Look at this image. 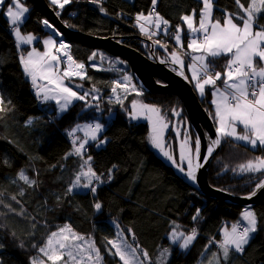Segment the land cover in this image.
I'll list each match as a JSON object with an SVG mask.
<instances>
[{"label":"trees","instance_id":"trees-1","mask_svg":"<svg viewBox=\"0 0 264 264\" xmlns=\"http://www.w3.org/2000/svg\"><path fill=\"white\" fill-rule=\"evenodd\" d=\"M47 1L50 3V0ZM23 2L29 7L30 18L37 29L49 33L44 32L42 27V20L47 19L44 12L29 0ZM242 2L246 3V0ZM50 5L57 13L59 11L60 19L70 28L96 37L115 38L150 58L154 53L156 57L162 55L164 57L158 59L168 62L173 69L169 61L172 50L165 53L153 43L158 39L144 36L135 23L137 13L147 14L150 10L151 0H103L108 15L101 13L98 6L88 0H73L63 10ZM215 5L214 14L217 18L222 17L224 9L236 10L234 0H216ZM199 6V0H158L157 11L170 22L171 35L176 25H181L186 31L181 15ZM64 40L71 43L73 58L86 64L87 77L91 78L72 79L71 85L78 92L89 91L93 86L98 88L100 99L96 104L99 110L87 107L84 101H76L65 113L57 115L55 103H41L37 100L31 82L19 62V52L11 29L0 18V92L9 97L15 106L13 112L0 120V158L7 154L12 165H0V189H6V196L24 189V206L28 214L36 216L39 221L33 230L30 220L14 215L0 217V223L5 226L0 228V243L4 245L0 257L4 264H30V258L39 255L32 245L42 244L50 231L66 223L71 224L78 233L91 236L103 250L104 237H111L115 231L112 219L118 220L124 228L134 229L137 241L149 251L153 262L159 254L158 249L170 245L168 233L172 221L181 225L182 231L196 227L199 235L186 259L198 264L202 260L200 253L209 238L215 236L219 239L221 226L236 221V212L241 207L200 195L174 168L168 167L149 143L150 129L144 120L132 121L128 118L125 111L128 99L124 100V108L114 101L109 103L112 82L120 75L114 69L98 68L94 60H89L93 52L101 50L67 38ZM170 42H173L172 36ZM184 44L186 48L187 41ZM23 49L29 50V47ZM224 59L218 58L215 61L217 70L223 71ZM186 61L184 70L190 78L187 69L189 60ZM76 85L83 87L76 88ZM145 96L148 104L169 107L170 111L178 108L187 118L177 96L156 93ZM201 102L211 116L214 113L211 88L207 89ZM29 117L38 119H34L30 126H25ZM97 121L106 125L103 135L107 136L109 142L99 148L95 142H91L87 155L93 157L94 169L105 176L108 169L116 164L118 167L114 170V178L111 182L101 184L95 197L89 191H74L66 195V189L82 163L78 157L62 159L71 150L66 130L77 124ZM80 134L83 137V132ZM192 134L194 138L197 137L193 128ZM172 136L178 145L177 139ZM8 139L13 140L15 145L9 144ZM234 144L237 146L234 147ZM257 155H264V152L244 146L243 142L223 141L222 149L209 169L210 184L235 195H247L252 191L254 182H248L246 176L235 175L231 169ZM20 169L37 180L38 186L28 187L19 180L12 184L11 180L17 178ZM58 196L61 198L59 201ZM96 199L103 205L100 212L93 207ZM197 208L201 209L202 218L193 222L192 216ZM253 209L259 217L260 231L255 235L246 255L234 257L232 264H264V200ZM45 222L48 227H44ZM13 231L15 237L10 234ZM172 247L174 251L170 264H177L175 254L178 247ZM211 251H217L215 245ZM107 259L111 260L110 257Z\"/></svg>","mask_w":264,"mask_h":264},{"label":"snow or ice","instance_id":"snow-or-ice-1","mask_svg":"<svg viewBox=\"0 0 264 264\" xmlns=\"http://www.w3.org/2000/svg\"><path fill=\"white\" fill-rule=\"evenodd\" d=\"M72 2L73 0H50L52 5L61 10ZM88 2L97 5L101 13L108 15L107 9L103 7V0H88ZM234 2L235 11L224 9L222 17L217 18L214 14L215 0H199L198 9L193 8L190 13L181 15L186 31L181 25H176L175 32L171 33L172 39L178 45V50L170 53L171 63L177 66L173 70L189 83H193L202 97L206 88L213 90L214 113L211 116L216 123V138L211 141L203 161L200 138L197 136L192 141L191 137L184 133L183 139H180L181 133L178 127L175 129L176 137L180 139L178 158L174 155L171 144L165 139L170 121L159 106L133 100L130 107L125 109L130 120L148 121L151 129L149 143L193 183L197 182L198 170L204 166L208 157L212 156L222 141L243 142L244 146L264 152V23L261 22L264 21V0H246V3L242 0H234ZM157 4L158 0H151V8L147 14L140 12L135 16L136 26L141 33L148 35L149 39L160 33L169 35L171 27L170 22L157 11ZM0 9H4V16L19 52V62L25 76L31 82L37 100L41 103L54 101L57 115L66 112L75 101H84L87 107H95L99 110L98 104L88 103L89 97L93 101L100 99L98 95H93L99 93L98 88L93 86L89 91L78 92L71 85L73 78L80 80L91 78L87 77L85 63L76 61L71 55V46L62 39L57 41L54 38V36H62V33L44 19L43 25L51 29L54 36L48 35L43 40V51L35 47L25 50L22 46L32 45L37 39L31 33L22 32V25L30 9L23 0H0ZM185 41H187L186 48ZM153 43L166 48L160 40H154ZM184 56H188L190 60L187 69L191 72V78L184 71L186 67ZM96 58L97 53L93 52L89 60ZM218 58H225L223 71L216 68L215 61ZM104 59L105 57L101 55L100 60ZM161 63L165 61L161 60ZM62 64L65 65L63 68ZM132 81V76L124 74L120 80L112 82V97L121 108H124V100L127 98V95L122 97L121 92L125 94L134 92L136 96L143 95L142 90H138ZM75 87L82 88L83 85ZM112 102L113 100L110 99L109 103ZM14 107L12 100L0 92V120L13 112ZM171 112L173 116H180V111L176 108ZM34 119L38 118L29 117L25 126H30ZM105 127L104 123L97 121L77 124L66 130L71 141V150L66 152L62 159L78 157L82 161L78 171L74 173V179L66 189V195L86 189L95 197L98 187L111 182L114 178V170L118 167L116 164L108 169L105 176L104 173H98L94 169L93 157L87 155L90 142H95L97 148L109 142L107 136L103 135ZM77 132H83V138L78 136ZM7 142L15 145L11 139ZM0 165L12 166L7 154L0 158ZM225 170L227 171V168ZM231 171L235 175L246 176L250 183L254 182L252 191L244 197L245 199L251 200L258 191L264 190V155L248 159ZM17 180L23 181L28 187L38 186L37 180L30 178L24 169L18 171L17 178L11 180V183L16 184ZM24 196V189L9 193L7 196L6 189H0V209H6V211L0 210V217L14 215L30 220L31 227L35 230L39 221L36 216L28 214L22 200ZM60 199L58 196L57 201ZM93 207L100 212L103 205L99 199H96ZM201 218V209L197 208L192 221L198 222ZM111 224L115 231L111 237H104L103 250L91 236L78 233L71 224L59 225L48 233L42 244L32 245L39 255L31 257L30 264H170L174 251L172 246L178 247L180 252L185 253L194 245L199 235L196 227L182 231L181 225L172 221L168 233L170 245L159 248V254L153 262L149 251L137 241L134 229L122 227L116 219H112ZM4 227V224L0 223V228ZM44 227H48L47 222L44 223ZM259 231L260 221L257 212L252 205L245 206L236 221L221 226L219 239L215 236L209 238L200 253L202 260L198 264H232L234 257L246 255ZM10 234L13 237L16 235L14 231ZM213 245L217 251H211ZM3 248L4 245L0 243V250ZM206 253L208 255H205ZM0 264H4L2 257Z\"/></svg>","mask_w":264,"mask_h":264},{"label":"water","instance_id":"water-1","mask_svg":"<svg viewBox=\"0 0 264 264\" xmlns=\"http://www.w3.org/2000/svg\"><path fill=\"white\" fill-rule=\"evenodd\" d=\"M29 1L44 12L47 19L59 32L62 33L64 38L88 44L98 50L126 61L131 67L136 83L146 94H172L177 96L183 105L185 115L192 128L201 140V158L203 161V157L207 155V149L211 144V141L216 138V123L203 106L193 83H189L182 76L177 75V71L173 70L167 63H161L157 58L152 59L136 49L121 43L115 38L96 37L66 26L47 0ZM52 34L54 35V33ZM55 38L59 39L58 37ZM176 123L177 122H175V127ZM175 129L174 133L176 135ZM180 139H182V137H180ZM180 139H177L178 147ZM222 146L223 141L221 145L215 149L212 156L208 157L204 166L198 170L196 183L188 180L162 155L160 156L168 167L174 168L200 195L206 198L223 200L229 205L241 208H244L247 205H252L254 208L264 200V190L258 191L255 197L248 200L244 198L247 195L240 196L227 191H218V188H215L210 184L209 169L214 158L220 153Z\"/></svg>","mask_w":264,"mask_h":264},{"label":"rangeland","instance_id":"rangeland-1","mask_svg":"<svg viewBox=\"0 0 264 264\" xmlns=\"http://www.w3.org/2000/svg\"><path fill=\"white\" fill-rule=\"evenodd\" d=\"M128 1H130V0H128ZM215 2H216V0H215ZM27 6V5H26ZM28 7V6H27ZM29 8V7H28ZM60 10V9H59ZM58 13H59V11H58ZM0 18L9 26V24H8V22H7V20H6V17L4 16V9H0ZM135 23H136V21H135ZM22 32L24 33V34H28V33H31V34H33L34 36H36L37 37V39L36 40H34L33 41V44H32V47H35V43H37L40 39H42V38H47V36L48 35H53L52 33H43L42 31H39L38 29H37V27L35 26V24L33 23V21L31 20V18H30V15H29V13L27 14V19L25 20V22H24V24L22 25ZM144 36H146V37H148V35H146V34H144V33H142ZM54 36V35H53ZM54 38H55V36H54ZM155 38H157L158 40H160L162 43H164L165 45H166V48H162V50L165 52V53H168V51H170V50H172V51H175V50H178V45H176V42H175V40L173 39V42H170V38H171V35L169 34V35H164L163 33H160V34H158V35H156V36H153L152 37V39H155ZM161 38L163 39V40H161ZM56 39V38H55ZM58 41V40H57ZM28 46H31V45H28ZM160 48V47H159ZM160 48V49H161ZM39 51H43V50H40V49H38ZM159 54H163V53H161V52H159ZM103 56V57H105V59L103 60V61H101L100 60V56ZM158 57H160V59H162V57H164V56H162V55H159ZM158 57H156V54L154 53L153 54V56L151 57L152 59H154V58H157L158 59ZM183 59H184V62H186L187 63V61H186V59L187 60H189V57L188 56H184L183 57ZM95 61V66H97L98 68H102V69H114V70H116L118 73H119V77L117 78V80H120V78L124 75V74H128V75H130V76H132L133 77V81H132V83L133 84H135L136 85V87H137V89L138 90H142L139 86H138V84L136 83V81H135V79H134V76H133V73H132V70H131V67H130V65L126 62V61H124L123 59L121 60V58H117V57H115V58H113L112 57V55H110V54H108V53H106V52H101V51H99V52H97V58L94 60ZM169 61L171 62V60L169 59ZM189 62H190V60H189ZM128 64V65H127ZM189 64V63H188ZM65 65H63L62 64V68L64 67ZM173 68H175L176 69V65H173L172 66ZM131 70V71H130ZM87 72V71H86ZM66 83H67V81H66ZM218 84L220 83L219 81L217 82ZM119 91V90H118ZM142 92H143V95H141V96H136L135 95V93L134 92H131L130 94H125V93H120V95L123 97L124 95H127V98L126 99H128V103H127V106H125V109L127 108V107H130V104H131V102L133 101V100H136V101H139V102H143V103H147L146 102V96H145V92L142 90ZM99 95H100V91H99V93H98ZM97 93H93V95H98ZM109 99H112L113 101H114V97H112V93L109 95ZM97 101V100H96ZM96 101H93V100H91V97H89L88 98V103H90V104H92V105H94V104H96ZM50 102V101H49ZM54 102V101H53ZM76 102V101H75ZM74 102V103H75ZM73 103V104H74ZM72 104V105H73ZM148 104V103H147ZM71 105V106H72ZM154 105V104H153ZM160 107V106H159ZM161 109H162V113L166 116V118L170 121V123H169V127H168V130L167 131H169L171 128H172V126H173V124L175 123V122H177L178 123V125H177V127L179 128V131H180V133H181V137H182V139H183V134L184 133H187L188 135H189V137H191V140L192 141H194L195 140V138L193 137V134H192V126H191V124H190V122L188 121V118H184V116H183V113H182V111L181 110H179L180 111V116L179 117H176V116H173L172 115V112L169 110V107L168 108H163V107H160ZM177 110H178V108H176ZM65 113V112H64ZM63 114V113H62ZM61 115V114H60ZM141 120V119H140ZM138 121V120H137ZM85 123H90V122H85ZM85 123H82L81 125H83V124H85ZM81 132H77V134H78V136H80L81 137V134H80ZM83 138V137H82ZM173 138V137H172ZM166 141L168 142V143H170L171 144V147H172V149H173V152H174V155H176L177 156V149H178V145H177V143H175V141H174V139L172 140L171 138H168V139H166ZM238 142V141H237ZM91 143V142H90ZM240 143H242V142H240ZM103 146H105V145H102V146H100V147H103ZM87 149H88V147H87ZM154 150L159 154V155H161L159 152H158V150H156L155 148H154ZM176 150V151H175ZM77 191H83V192H86V191H88V190H86V189H80V190H77ZM242 209L243 208H240L237 212H236V216L239 218V216H240V213H241V211H242ZM208 242H206V244H207ZM189 251V250H188ZM188 251L187 252H185V253H182V252H180V250L178 249V251L176 252V254H175V258H176V263L177 264H197L195 261H193V260H191V259H186V255H187V253H188Z\"/></svg>","mask_w":264,"mask_h":264},{"label":"crops","instance_id":"crops-1","mask_svg":"<svg viewBox=\"0 0 264 264\" xmlns=\"http://www.w3.org/2000/svg\"><path fill=\"white\" fill-rule=\"evenodd\" d=\"M130 1H133V0H130ZM45 38H42V39H40L37 43H35V48H37V49H40V50H44V45H43V40H44ZM37 44H39V46L37 45ZM28 45H24V46H22V48L23 47H27ZM29 47V50L32 48V45L31 46H28ZM61 67H62V65H61ZM189 72V75H190V78H191V72L190 71H188ZM207 89H209V88H206V91H205V95L202 97L199 93H198V91H197V93H198V95H199V97L201 98V99H203L205 96H206V94H207ZM213 91V90H212ZM212 100H213V96H212ZM50 102H53V101H50ZM53 103H55V102H53Z\"/></svg>","mask_w":264,"mask_h":264},{"label":"flooded vegetation","instance_id":"flooded-vegetation-1","mask_svg":"<svg viewBox=\"0 0 264 264\" xmlns=\"http://www.w3.org/2000/svg\"><path fill=\"white\" fill-rule=\"evenodd\" d=\"M165 63L168 64V62H165ZM176 68H177V66H176ZM173 69H175V68H173ZM141 120H144V119H141ZM144 122L148 125V127L150 129V125H149L148 121L147 120H144ZM177 125H178V123H176V127H175V123H174L173 126H172V128L169 131H166L165 139L171 138L173 140V138H172L173 136L172 135H174V137L176 138V135L174 133V129L177 128ZM177 158H178V154H177Z\"/></svg>","mask_w":264,"mask_h":264},{"label":"built area","instance_id":"built-area-1","mask_svg":"<svg viewBox=\"0 0 264 264\" xmlns=\"http://www.w3.org/2000/svg\"><path fill=\"white\" fill-rule=\"evenodd\" d=\"M48 20V19H47ZM49 21V20H48ZM50 22V21H49ZM51 23V22H50ZM42 27H43V31L44 32H52V30L51 29H48V28H46L44 25H43V23H42ZM59 38V40H64V37H63V35L62 36H60V37H58ZM65 41V40H64ZM67 44H69L70 46H71V49H72V45H71V43H69L68 41H65ZM86 65V64H85ZM86 71H87V66H86ZM87 73V72H86ZM73 79H79V78H73Z\"/></svg>","mask_w":264,"mask_h":264},{"label":"bare ground","instance_id":"bare-ground-1","mask_svg":"<svg viewBox=\"0 0 264 264\" xmlns=\"http://www.w3.org/2000/svg\"><path fill=\"white\" fill-rule=\"evenodd\" d=\"M201 99V98H200ZM204 99V98H203ZM202 100V99H201Z\"/></svg>","mask_w":264,"mask_h":264}]
</instances>
